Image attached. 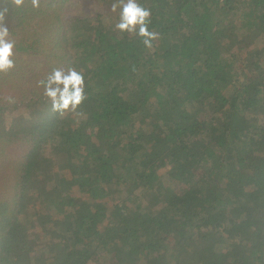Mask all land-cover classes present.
<instances>
[{
	"label": "trees",
	"instance_id": "1",
	"mask_svg": "<svg viewBox=\"0 0 264 264\" xmlns=\"http://www.w3.org/2000/svg\"><path fill=\"white\" fill-rule=\"evenodd\" d=\"M87 1L0 0V264H264V0H137L151 48Z\"/></svg>",
	"mask_w": 264,
	"mask_h": 264
},
{
	"label": "clouds",
	"instance_id": "2",
	"mask_svg": "<svg viewBox=\"0 0 264 264\" xmlns=\"http://www.w3.org/2000/svg\"><path fill=\"white\" fill-rule=\"evenodd\" d=\"M35 4V0H33ZM19 4L20 0H16ZM113 11L119 9L118 22L114 25L121 32L135 33L142 38L145 47H152L156 33L149 30L150 10L137 0H118L112 5ZM9 29L0 25V72H7L14 66V42L8 39ZM44 95L51 101L52 110L63 113L75 110L85 98L83 74L74 68L67 72L54 69L45 80L40 81Z\"/></svg>",
	"mask_w": 264,
	"mask_h": 264
},
{
	"label": "rangeland",
	"instance_id": "3",
	"mask_svg": "<svg viewBox=\"0 0 264 264\" xmlns=\"http://www.w3.org/2000/svg\"><path fill=\"white\" fill-rule=\"evenodd\" d=\"M87 2L88 3L90 2V4H88L87 7H84V9H83L84 11L96 9L95 7H97V5L94 4L95 3L94 0H89ZM12 73L13 72L11 71V69H9L7 72H0V88L1 87L8 88V85H14L13 84V78L11 77ZM62 189H64L63 186H62ZM80 200H82V199H80Z\"/></svg>",
	"mask_w": 264,
	"mask_h": 264
}]
</instances>
